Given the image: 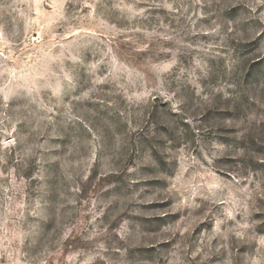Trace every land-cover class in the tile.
<instances>
[{
    "label": "rangeland",
    "instance_id": "obj_1",
    "mask_svg": "<svg viewBox=\"0 0 264 264\" xmlns=\"http://www.w3.org/2000/svg\"><path fill=\"white\" fill-rule=\"evenodd\" d=\"M0 264H264V0H0Z\"/></svg>",
    "mask_w": 264,
    "mask_h": 264
}]
</instances>
